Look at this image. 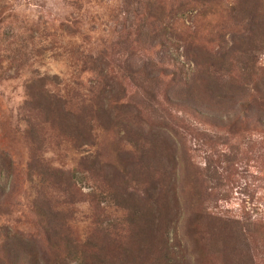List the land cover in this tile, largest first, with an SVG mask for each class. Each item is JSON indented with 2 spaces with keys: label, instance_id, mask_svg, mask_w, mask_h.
<instances>
[{
  "label": "rangeland",
  "instance_id": "374dc122",
  "mask_svg": "<svg viewBox=\"0 0 264 264\" xmlns=\"http://www.w3.org/2000/svg\"><path fill=\"white\" fill-rule=\"evenodd\" d=\"M0 153V264H264V0H0Z\"/></svg>",
  "mask_w": 264,
  "mask_h": 264
},
{
  "label": "trees",
  "instance_id": "16d2710c",
  "mask_svg": "<svg viewBox=\"0 0 264 264\" xmlns=\"http://www.w3.org/2000/svg\"><path fill=\"white\" fill-rule=\"evenodd\" d=\"M153 18L156 19V20H159V19H160L159 16H154ZM150 67H151V66H149V63L146 62V63L144 64V67H142V69H144V71L141 70L142 73H143V75H144L145 77H147V78L153 76V70L150 69ZM149 79H150V78H149ZM106 80H109V79H105V81H106ZM109 81H110V80H109ZM107 83H108V82L105 83V86H106V87H108ZM102 89H103L102 91H103L104 93H106V92H108V93L111 92V94H109L108 96H114V95H113L114 93H112L113 91H111V90L106 91L105 88H104V86L102 87ZM32 90H33V89H31V91H32ZM108 93H107V94H108ZM116 94H117V93L115 92V96H116ZM31 96H32V95H31ZM31 96H30V97H31ZM101 97H102V96H101ZM31 98H32V97H31ZM103 98H105V97L103 96ZM103 98H102V99H103ZM27 103H28V102H27ZM1 155H2V157L5 158V155H6V154L0 153V157H1ZM4 161L6 162V164H1V163H0V166H1V167L4 166L5 168H7L8 171H11V170L13 169V165H12L11 161L8 160L7 158H6Z\"/></svg>",
  "mask_w": 264,
  "mask_h": 264
}]
</instances>
